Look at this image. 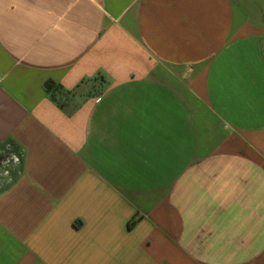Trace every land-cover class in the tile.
Listing matches in <instances>:
<instances>
[{"label": "crops", "instance_id": "1", "mask_svg": "<svg viewBox=\"0 0 264 264\" xmlns=\"http://www.w3.org/2000/svg\"><path fill=\"white\" fill-rule=\"evenodd\" d=\"M6 151L0 264H264V0H0Z\"/></svg>", "mask_w": 264, "mask_h": 264}, {"label": "built area", "instance_id": "2", "mask_svg": "<svg viewBox=\"0 0 264 264\" xmlns=\"http://www.w3.org/2000/svg\"><path fill=\"white\" fill-rule=\"evenodd\" d=\"M20 162L19 155L12 151H6L0 155V181L11 179V169Z\"/></svg>", "mask_w": 264, "mask_h": 264}, {"label": "trees", "instance_id": "3", "mask_svg": "<svg viewBox=\"0 0 264 264\" xmlns=\"http://www.w3.org/2000/svg\"><path fill=\"white\" fill-rule=\"evenodd\" d=\"M54 86L55 85L52 82H46L45 83V88H46L47 91H50L51 88H54Z\"/></svg>", "mask_w": 264, "mask_h": 264}, {"label": "rangeland", "instance_id": "4", "mask_svg": "<svg viewBox=\"0 0 264 264\" xmlns=\"http://www.w3.org/2000/svg\"><path fill=\"white\" fill-rule=\"evenodd\" d=\"M99 80V79H98Z\"/></svg>", "mask_w": 264, "mask_h": 264}]
</instances>
